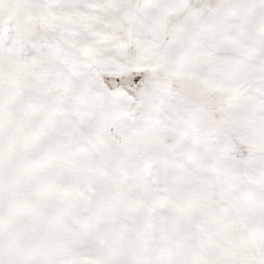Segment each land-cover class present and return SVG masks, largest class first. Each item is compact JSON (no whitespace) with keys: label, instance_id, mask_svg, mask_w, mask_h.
Masks as SVG:
<instances>
[{"label":"snow or ice","instance_id":"snow-or-ice-1","mask_svg":"<svg viewBox=\"0 0 264 264\" xmlns=\"http://www.w3.org/2000/svg\"><path fill=\"white\" fill-rule=\"evenodd\" d=\"M0 264H264V0H0Z\"/></svg>","mask_w":264,"mask_h":264}]
</instances>
